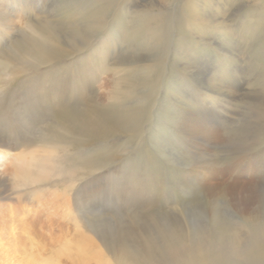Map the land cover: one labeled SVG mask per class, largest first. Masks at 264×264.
<instances>
[{"label": "bare ground", "instance_id": "6f19581e", "mask_svg": "<svg viewBox=\"0 0 264 264\" xmlns=\"http://www.w3.org/2000/svg\"><path fill=\"white\" fill-rule=\"evenodd\" d=\"M4 1L6 4L4 8L6 6L12 9L13 4L24 12L26 20L32 18L34 9L39 7L45 9L49 6L48 0ZM92 1L53 0L48 9L50 15H53L58 8L59 11L64 12L63 15H59L58 21L47 16L42 18L41 23L26 22L27 28L16 32L18 34L16 38L12 37L11 44L5 50L8 58L22 67L27 62L35 61L38 66L48 68L42 78L30 83L29 101L23 103L24 114L19 118V123L28 116L29 125L40 130L44 137L60 139L59 131L48 124L45 126L46 121L57 118L58 126L66 132H72L74 136L79 135L83 138L85 136L87 139L95 137L98 135L95 127L96 115L92 114L93 111L90 114L88 113L90 111L77 108L87 99L93 101L92 97L81 96L83 90L85 92L95 90V80L101 74L124 77L131 72L142 70L145 74L157 75L159 87L147 94L148 97L145 98V105L142 108L128 109V106L113 103L110 105L112 109L107 107L94 109L98 117L107 123V130L103 128L105 135L110 134V131L120 132L122 129L131 132L135 128L136 131L135 122L149 114L147 105L159 103L157 100L160 95L162 101L159 105L164 104V107L168 106L171 110L166 116L168 125L175 126L169 134L173 135L177 142L183 141L188 145L193 143L201 146L209 136L206 129L212 131L218 129V124H222L223 111L227 109L228 96L217 87V82H223L233 75L234 79L236 78V85L240 87L243 80L241 82L239 80L244 74H252L254 79L251 84L252 91L238 92L235 98L242 104V111L238 114L240 118L242 117L240 121L243 124L237 126L238 129L235 131L237 134H234L236 135L234 138L237 141L230 159L221 167L218 166L221 162L210 165L217 173V178L221 176L223 178L227 175L226 172L234 171L236 181L233 178L232 183L224 181L219 184L218 207L211 208L210 221L199 222L191 228H185L186 226L173 221L167 225L165 233L161 236L165 250L158 252L155 262L158 264H264V179H259L257 183L240 180L246 164L252 161H256L254 164L259 171L264 169V0H160L162 5L155 4V0H146L142 9L133 14L131 21L127 20L125 8L130 0H95L97 6L94 9L89 11L81 9L84 4ZM139 1L135 2L141 8ZM175 4L178 6L172 11L169 10V7ZM233 9L235 14H232ZM114 21L117 26H112ZM10 26L11 20L7 14L0 15V29L6 30ZM174 27L177 29V34H174ZM101 34H104V39L97 45L94 44L93 38ZM219 36L223 37L221 45L216 41ZM125 37L127 40H123ZM115 38L123 41L122 44L119 42L118 55L115 59L111 57L120 68L111 65L114 69L110 70L105 66L109 62L108 50L112 49ZM225 41L227 46L222 44ZM58 44L69 46L70 49L59 48ZM123 44L126 45L125 48ZM141 46H145V49H141ZM208 47H212L213 52H216L215 62L219 61V64L216 63L213 69L204 70L199 63L201 60L206 61L203 59L204 55L199 56L201 54L199 49ZM75 56L77 58L72 61L74 67L63 64L65 60L69 62V59ZM247 56L250 57L245 61ZM144 61H150L151 64L145 66L143 64L141 67ZM61 65L64 69L59 72L58 68ZM128 65L131 66L126 68ZM215 69L217 71L212 74ZM174 85L178 88L176 89ZM194 85L204 86L206 90L222 97L218 98V101L211 100L204 104L205 97L201 96ZM163 88L166 89L163 91L165 96L161 95ZM191 93H196V97ZM197 96L201 98L197 99ZM119 99L120 97L117 101ZM170 100L179 102L182 108H175ZM6 104L4 103L5 106ZM2 105L3 103L0 102V106ZM164 107L163 109L168 108ZM37 124H41V127ZM10 128L12 130L6 131V137L0 138V158L7 156L11 149H18L24 144V139L13 130L14 125ZM220 137L217 136L216 140L223 141L219 139ZM15 157L19 162L15 168L17 176L31 180L33 183L43 181L51 171L50 160L46 156L33 154L29 159L23 155ZM154 167L156 173L161 174V166ZM183 184L181 193L184 195L191 189V184L185 180ZM155 195L162 197V193ZM138 197L139 195L133 199L137 200ZM128 200L130 202V199ZM226 202L231 203L236 209L240 221L234 222L228 218ZM174 203L182 206L187 202L184 203L183 198L174 197ZM228 203L226 205H229ZM148 258L153 261L151 254L142 257L141 261Z\"/></svg>", "mask_w": 264, "mask_h": 264}, {"label": "rangeland", "instance_id": "374dc122", "mask_svg": "<svg viewBox=\"0 0 264 264\" xmlns=\"http://www.w3.org/2000/svg\"><path fill=\"white\" fill-rule=\"evenodd\" d=\"M52 1L48 0L49 6L45 9L43 7L34 9L32 18L26 20L22 10H18L13 4L12 9L6 6L4 8L5 1L0 0V15L7 14L11 20L8 29H0V102L3 103L0 106V138L6 137V131L12 130L10 126L14 125L13 130L24 139L21 147L11 149L7 156L0 158V264H158L155 262L158 252L165 250L161 236L165 233L167 225L173 221L186 226L185 228H191L199 222L210 221L211 208L218 207L219 184L224 181L232 183L235 179L234 171H228L225 177L217 178V173L210 165L221 162L218 165L221 167L230 159L237 141L234 138L236 136L234 134H237L235 131L238 129L237 126L243 124L240 121L242 117L240 118L238 114L242 111V104L235 98L238 92L252 91L253 76L250 73L244 74L239 80L240 82L243 80L240 87L236 85V78L234 79L233 75L223 82H217V87L228 96L227 109L223 111L222 124H218V129H213L214 132L206 129L209 133L206 138L208 141L205 139L201 146L177 142L174 136L169 134L175 126L168 125L166 116L170 107L159 105L162 101L160 95L157 100L159 103H146L149 114L135 122L136 131L135 128L131 132L122 129L120 132L110 131V134L105 135L103 128L107 130V123L98 117L96 109L106 107L110 109L113 103L128 106V109L142 108L150 91L159 87V77L153 73L146 75L142 70L131 72L124 77L101 74L95 80V90L86 92L83 90L81 96L92 97L93 101L85 98L87 99L85 102L82 100L85 106L80 104L77 108L90 111L88 112L90 114L94 112L92 114L96 115L95 127L98 135L89 139L85 136L84 138L74 136V133L60 128L56 122L58 119L53 118L46 121L45 126L48 124L59 131L60 139L46 138L40 130L29 125L28 116L20 123L18 120L24 114L23 103L29 101L30 83L42 78L48 68L38 66L35 61L27 62L22 67L8 58L5 50L11 44L12 37L18 35L21 29L27 28L26 22L41 23L42 18L47 16L58 21L64 12L58 8L50 15L48 9ZM135 1H128L126 4L128 7L125 6L128 21H131L133 14L146 4V0H138L141 3L140 8ZM155 4L160 5V0H155ZM96 6L93 0L84 4L81 9L89 11ZM175 6L178 5H171L169 10H174ZM232 12L235 14L234 9ZM112 24L117 26L115 21ZM174 31V34H177L175 27ZM104 34L95 36L94 44L97 45L104 39ZM118 38L112 42V49L108 50L110 63L108 62L105 68L110 70L120 68L114 60L120 50L119 42L120 44L123 42ZM123 40H127V37ZM216 41L221 45L223 37L219 36ZM226 43L227 41L222 42L223 46H227ZM214 46L218 47L217 44ZM57 47L70 49L64 44H58ZM125 47L123 44V48ZM141 49H145V46H141ZM199 50L201 51L199 56L204 55L203 59L206 61L201 60L199 65L204 70L213 69L217 63L214 57H217L216 52H213L212 47ZM249 57H245L244 60L247 61L246 58ZM76 58L77 56L69 59V62L65 60L63 64L72 67V61ZM143 64L145 66L151 62L144 61L141 67ZM218 64L219 61L216 65ZM111 65L117 66L113 68ZM58 69L61 72L64 66L61 65ZM216 71L217 69L211 72L213 74ZM103 85L107 88H103ZM174 87L178 88L177 85ZM194 87L200 91L202 97H205L204 104L211 100L218 101V98L222 97L206 90L204 86ZM164 90L166 89H162L161 95H164ZM201 96H197V99ZM118 97L120 99L117 101ZM4 103H7L6 106ZM170 103L177 109L182 108V104L175 100H170ZM37 125L41 127V124ZM217 136H221L219 139L223 141L216 140ZM88 140L90 142H87ZM33 154L48 157L51 167L49 176L37 183L17 176L15 169L19 163L15 156L23 155L29 159ZM254 163L256 161L246 164L243 177L240 179L244 180L242 182L257 183L259 179H264V169L259 171ZM156 165L161 166V174L156 173L154 167ZM183 180L191 184V189L184 195L181 193L182 187L184 188ZM155 193L159 195L162 193V197L156 196ZM137 195L138 199H133ZM173 196L183 198L184 203H187L180 206L174 203ZM227 203L225 206L229 211L226 213L228 218L234 222L240 221L236 209L231 203L226 205ZM201 213L203 215H200ZM150 254L153 257L152 262L149 258L141 261L142 257Z\"/></svg>", "mask_w": 264, "mask_h": 264}]
</instances>
